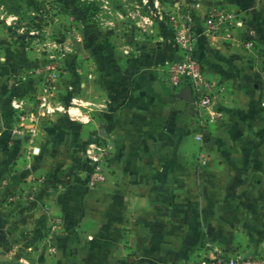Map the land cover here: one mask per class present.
Returning a JSON list of instances; mask_svg holds the SVG:
<instances>
[{"label": "crops", "instance_id": "0c3cea01", "mask_svg": "<svg viewBox=\"0 0 264 264\" xmlns=\"http://www.w3.org/2000/svg\"><path fill=\"white\" fill-rule=\"evenodd\" d=\"M219 6L244 11V27L233 39L205 36L199 12L195 53L219 83L216 108L223 117L211 120L206 111L199 117L193 102L184 111L174 108L188 87L176 90L165 81L167 61L182 53L165 22L154 19L151 32L131 28L128 36H108L90 87H83V77L76 81L82 103L93 104L90 121L80 104L73 131L58 112V128L40 139L49 142L45 151L59 146L48 150L49 159H64L69 143L101 134L112 147L107 181L89 186L88 161L87 178L76 169L77 182L42 189L46 229L26 245L14 240L18 230L0 229V264H182L204 255L207 244L232 255L264 252V188L258 186L264 178V0H203V10ZM247 34L256 38L253 49L239 40ZM184 135L194 137L196 159L206 162L199 161L198 173ZM11 144L1 155L0 180L8 155L9 188L40 191L28 176L51 165H40L44 155L29 156L24 139L12 137Z\"/></svg>", "mask_w": 264, "mask_h": 264}, {"label": "rangeland", "instance_id": "374dc122", "mask_svg": "<svg viewBox=\"0 0 264 264\" xmlns=\"http://www.w3.org/2000/svg\"><path fill=\"white\" fill-rule=\"evenodd\" d=\"M154 1L0 0V137L4 141L3 146L0 142V159L11 149L12 137H18L30 147L29 156L44 155L40 165L44 166V162L52 167L51 171L28 176L31 182L41 184L40 191L11 190L13 161L8 155L3 158L6 168L0 180V229L18 230L19 236L14 239L18 243L32 242L47 227L44 219L48 208L45 197L40 196L42 189L77 182L81 176L75 174L76 169L87 173L84 176L87 178L91 166L87 150L98 138L108 141L98 133L96 140L88 138L69 143L64 159H49L48 150L55 153L59 146L50 144L51 148L45 151L42 145L49 142L40 139L52 133L51 128H58L57 124L63 119L58 112L65 114L66 129L73 131V124L82 118L75 109L80 104L86 108L84 121H90L93 104L82 103L76 81L83 77L86 81L83 87H90V75L99 68L97 53L106 51L108 36H128L131 28L134 33L149 30L151 21L146 16H158ZM159 2L164 6L168 0ZM226 8L244 21V11ZM248 20L253 21L251 17ZM260 26L263 23L260 22ZM248 36L256 40L252 34L239 40L245 41ZM262 38L264 46V36ZM183 137L193 146L194 169L198 173L201 167L200 157L196 159L199 144L192 135ZM258 186L264 188V178H259Z\"/></svg>", "mask_w": 264, "mask_h": 264}, {"label": "built area", "instance_id": "2783aa9c", "mask_svg": "<svg viewBox=\"0 0 264 264\" xmlns=\"http://www.w3.org/2000/svg\"><path fill=\"white\" fill-rule=\"evenodd\" d=\"M155 7L158 8V16L156 18L146 16L151 21L148 26L149 31L151 32L154 19L165 22L170 26L182 52L179 58L167 61L165 81L176 90L187 85L191 97L188 102H193L195 108L198 109L199 117L204 116L202 111H206L211 120L221 119L224 112L216 108L219 83L207 76L202 62L195 53L196 16L202 12V33L205 36L223 33L229 39L235 37L234 30L244 27L243 19L233 10L222 6L208 7L203 10V0H169L164 6L157 1ZM240 42L247 49H252L255 46V41L249 36L245 41ZM198 122L203 123L205 119ZM194 137L198 141L204 140L201 131H197ZM111 148L108 141L99 139L92 143L90 149L87 150L88 160L93 164V170L88 178L90 187H97L107 181ZM201 162L206 163L204 159ZM50 247L52 253L57 249L52 244ZM182 264H264V252L232 255L207 244V252L204 255L195 261H183Z\"/></svg>", "mask_w": 264, "mask_h": 264}, {"label": "water", "instance_id": "95a60500", "mask_svg": "<svg viewBox=\"0 0 264 264\" xmlns=\"http://www.w3.org/2000/svg\"><path fill=\"white\" fill-rule=\"evenodd\" d=\"M190 100H191L190 92H189V89L186 88V89L182 92V94L180 95V97L176 100L175 105H174V108H175L177 111H184L187 102L190 101Z\"/></svg>", "mask_w": 264, "mask_h": 264}]
</instances>
